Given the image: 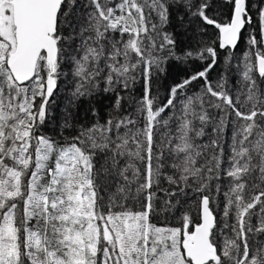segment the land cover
<instances>
[{
  "label": "snow or ice",
  "instance_id": "snow-or-ice-1",
  "mask_svg": "<svg viewBox=\"0 0 264 264\" xmlns=\"http://www.w3.org/2000/svg\"><path fill=\"white\" fill-rule=\"evenodd\" d=\"M0 264H264V0H0Z\"/></svg>",
  "mask_w": 264,
  "mask_h": 264
},
{
  "label": "trees",
  "instance_id": "trees-1",
  "mask_svg": "<svg viewBox=\"0 0 264 264\" xmlns=\"http://www.w3.org/2000/svg\"><path fill=\"white\" fill-rule=\"evenodd\" d=\"M253 2H255V0H253ZM244 36H245V37L247 36V30L244 32ZM240 47H241V48L244 47V43H243V41L241 42ZM171 71H172V75H173L175 78H177V79H179L181 76L184 75V70H183L182 68H179V67H174V68H172ZM211 75H212V77L214 78V77L216 76V72L214 71ZM194 87H195V85H194Z\"/></svg>",
  "mask_w": 264,
  "mask_h": 264
}]
</instances>
